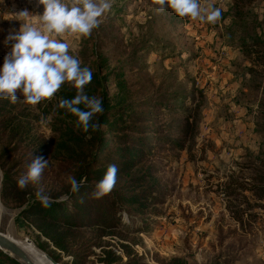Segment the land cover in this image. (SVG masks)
I'll list each match as a JSON object with an SVG mask.
<instances>
[{"label":"rangeland","instance_id":"obj_1","mask_svg":"<svg viewBox=\"0 0 264 264\" xmlns=\"http://www.w3.org/2000/svg\"><path fill=\"white\" fill-rule=\"evenodd\" d=\"M198 3L220 8L219 20L179 17L167 7L157 11V0H112L90 35L56 37L69 44L82 67L91 70L89 64L100 58L107 63L102 73L117 72L107 83L109 121L95 130L84 131L58 105L59 92L63 99L77 95L72 84L63 83L34 105L22 96L15 103L0 99V232L29 242L57 264H264V198L236 189L247 202H240L241 196L231 206L226 190L233 178L250 184L254 167L264 160V75L245 71L251 62L240 46L243 38L264 37V0H254L238 15L233 0ZM41 10L36 0H0V60L8 32L26 21L38 26ZM83 91L98 96L90 86ZM156 99L159 106H148ZM189 114L196 119L189 142L170 149L165 142L179 138L176 125ZM96 118L90 125L98 124ZM137 133L158 138L149 139L150 152L139 153L138 144L128 142ZM35 156L47 166L37 183L21 189L17 180ZM113 158L117 173L111 190L126 201L120 226L104 224L95 201L88 202L90 225L50 224L22 211L40 201L38 191L50 202L65 199L67 178L77 179L87 165L95 185ZM87 197L84 193L69 206L86 205ZM105 197L110 207L114 198L108 193L97 199ZM0 262L15 264L1 253Z\"/></svg>","mask_w":264,"mask_h":264},{"label":"clouds","instance_id":"obj_2","mask_svg":"<svg viewBox=\"0 0 264 264\" xmlns=\"http://www.w3.org/2000/svg\"><path fill=\"white\" fill-rule=\"evenodd\" d=\"M42 5L38 15V26L32 22L19 25L4 37L6 47L0 60V99L7 98L17 102L19 96L25 103L37 104L53 94L65 82H70L77 95L72 99H61L59 106L67 109L77 118V124L84 131L91 126L92 118L103 112L102 98L90 97L84 93V86L91 82L92 72L82 67L80 60L69 52V44L56 37L68 34L88 36L99 27L101 19L112 7V0H36ZM157 11L165 7L179 17H190L214 23L221 17V9L209 6L201 8L198 0H157ZM27 16V10L23 13ZM83 105V108L79 105ZM47 160L41 156L32 157L25 172L17 180V186L23 189L29 183H37ZM117 167L111 164L103 176L95 183L94 195L99 197L111 191L116 183ZM70 192L79 191L83 179L77 181L74 176L67 178ZM44 207L50 199L42 191L36 193ZM67 199V197H65Z\"/></svg>","mask_w":264,"mask_h":264},{"label":"trees","instance_id":"obj_3","mask_svg":"<svg viewBox=\"0 0 264 264\" xmlns=\"http://www.w3.org/2000/svg\"><path fill=\"white\" fill-rule=\"evenodd\" d=\"M253 1L254 0H233V8L235 12L237 13V15L238 13L242 12V10L245 9V7L247 8L250 5V3ZM240 46L245 56L248 58L249 62H251V66H248L247 68H245V71L250 75L252 74L253 76H256V75L263 76L264 75L263 74V71H264V37L259 34H254L250 36L249 38H243L241 40ZM252 63L262 68V72L254 68V65H252ZM89 65H92V68H91L92 79H91V82L86 84L85 86L87 87L90 86V88L92 87L94 91L96 92V94L98 95L97 97L102 98L103 112L96 114L98 118V124L100 127L109 121L108 115H109V111L112 108L108 103L110 96H109V92L107 89V83L109 81V77L113 74H116L117 72H114V70L112 71L106 70V72L102 73L103 69H106L105 67L107 66V63L103 62L102 59L100 58L97 61L95 60ZM65 85L68 86V85H71V83L65 82ZM70 90L72 91L73 94H76L77 89L74 86L71 85ZM62 94H63L62 92H59L60 100L63 99ZM166 97H171V96H166ZM145 102H146V99L141 102L142 107L145 106L144 105ZM163 105H166V104H163ZM148 106H150L151 108H154L155 106H159V101L156 99L153 102H150ZM3 109H4V106L0 105V111H3ZM57 109L61 110L59 107H57ZM62 109H65V108H62ZM115 111H119V110L115 109ZM126 116H127V119L131 118V113L126 114ZM1 117H0V125L4 118L3 116ZM260 117L264 121V109L260 110ZM5 118H8V117H5ZM11 118H13V116H11ZM113 122L111 124H113ZM195 127H196V119L194 118V116L192 118L191 114L186 115L185 121L182 123H178L176 125V129L179 133V138H176V139L172 138L171 140H167L165 142L167 144V147H169L170 149H183L185 145H187V143L189 142L190 138H188V136L195 129ZM261 130L264 132V124ZM137 134H135L134 136L133 135L129 136L130 141L128 142H131V143L136 142L138 146L140 147L139 153L144 154V153L150 152L151 149L149 148V139L151 137L155 138V136H151L153 134H147V133L141 134V135L140 134L137 135ZM123 138H125V136H120V137L115 136V139H118V140H121ZM155 139H158V138H155ZM106 142L108 143L109 141L106 140ZM127 147H129V145H127ZM156 148H161V146L159 147L158 145ZM116 149L117 148H115V145H114V147L110 149V151L107 154L115 151ZM100 152L101 151H99V154H97L94 157L95 162L99 160ZM154 155H157V154L154 153ZM118 156L119 154L115 158L117 159ZM110 162L111 164H113L115 162L114 158ZM87 170H83L80 173L79 177L77 178V181H80L81 179H83V184L80 187L79 191L75 193L70 192L67 196V199H62L57 202H50L48 207H44L40 201H31L23 208L22 211L24 212L26 216H29V217H35L38 215L43 216L47 220H51L52 223L50 224L66 223L71 226H79L82 224L90 225L93 223L94 218L91 216L89 217L87 216V215H90V213L92 212L91 211L89 213V211L93 209L92 205H89L88 202L95 201L96 203L99 204V207H100L99 209L97 208V210L102 209V211L101 212L99 211V214H98L100 217V220L106 225H109L110 222H112L116 224V226H120L121 222L119 219L121 215L119 214V211L121 209H126L123 206L126 202L125 196L123 194L117 195L113 192V190H111L110 192H108V196H110L111 199L114 198V200H113V203L110 205V207H108L106 197L97 199V196L94 195L95 185L89 183L90 177H89V166L88 165H87ZM250 181H251L250 184H245L244 181H238L233 178L229 180L228 182H226V190L228 192L227 194L231 195L230 196L231 206H234V201L237 200L239 202L240 197L243 195L240 192H238L236 189H241V190L246 189L252 192L253 195H255L258 199L264 198V160L263 159L259 161L257 167H254V174L253 176H251ZM8 182L10 181L8 180ZM84 193L88 194V197L85 200L87 202L86 205H83V206L75 205L74 207L69 206L70 203L74 202L77 199V197L79 196L81 197ZM243 201L247 202L244 196H242L240 202H243ZM138 211H144V210H142L141 208ZM238 211L239 210L235 209V212L237 213L236 217H238L239 215ZM70 216H72L70 219L68 220L64 219V217H70ZM112 217L113 219H111ZM133 218H136V217H133ZM133 218L132 216H129V219L131 221H133ZM84 220H88V222L84 223L83 222ZM0 253L1 255L9 259L11 262L15 264H21L17 262L15 258L11 257L10 255L5 254V252L1 249H0Z\"/></svg>","mask_w":264,"mask_h":264},{"label":"water","instance_id":"obj_4","mask_svg":"<svg viewBox=\"0 0 264 264\" xmlns=\"http://www.w3.org/2000/svg\"><path fill=\"white\" fill-rule=\"evenodd\" d=\"M0 249L11 257L18 260L21 264H34L27 256L25 251L17 244L10 236L0 232ZM46 256V255H45ZM51 262H53L48 256H46ZM53 264H57L53 262Z\"/></svg>","mask_w":264,"mask_h":264},{"label":"bare ground","instance_id":"obj_5","mask_svg":"<svg viewBox=\"0 0 264 264\" xmlns=\"http://www.w3.org/2000/svg\"><path fill=\"white\" fill-rule=\"evenodd\" d=\"M17 241V240H15ZM34 264H53L42 252L27 241H17Z\"/></svg>","mask_w":264,"mask_h":264}]
</instances>
